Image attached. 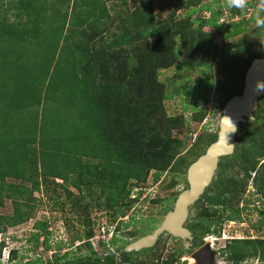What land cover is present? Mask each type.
Returning <instances> with one entry per match:
<instances>
[{
    "label": "trees",
    "instance_id": "obj_1",
    "mask_svg": "<svg viewBox=\"0 0 264 264\" xmlns=\"http://www.w3.org/2000/svg\"><path fill=\"white\" fill-rule=\"evenodd\" d=\"M156 1L161 0H0V65L14 79L13 91L0 99V208L6 200L11 208L10 213L0 212V233L32 217L40 203L33 193L42 190L52 200V210L67 209L87 227L83 236L76 233L70 240H82L85 254L69 257L63 252L52 264H140L132 261L133 256L150 251L159 239L152 247L124 251L115 246V227L108 243L119 259L103 252L107 246L100 238L97 245L104 254L99 255L89 242L90 211L109 212L107 220L112 223L138 198L131 196V187L144 182L149 170L157 181L174 157L198 146L205 135L202 150L182 162L185 172L215 140L217 128L209 130L204 124L195 133L192 129L186 141L173 133L190 120L194 125L203 121L208 94L189 120L182 113L168 114L164 102L173 92L165 93L152 80L159 68L174 65L179 74L185 68L214 66L217 73L237 58V68L226 82L218 75L206 79L204 92L212 90L221 114L223 104L241 92L251 60L264 56V46L252 48L254 43L245 38L248 28L243 19L231 20L221 29L217 11L202 0H175L172 9L158 16ZM206 10L209 15H202ZM232 12L240 14L236 8ZM258 32L259 38L264 27ZM216 34L221 45L213 43ZM151 108L156 118L150 123L138 118ZM252 115L240 122L233 153L219 159L216 178L190 206L184 224L192 236L189 249L201 245L207 235L219 236L223 221L241 220L248 183L264 205V95ZM149 220L138 233L154 228ZM32 227L35 232L27 241L49 249L48 222L36 220ZM4 246L0 240V256ZM189 249L180 246L163 263L178 261ZM15 254L9 250L8 260ZM219 256L228 264L249 258L264 263V236L231 238ZM23 264L42 261L34 258Z\"/></svg>",
    "mask_w": 264,
    "mask_h": 264
},
{
    "label": "rangeland",
    "instance_id": "obj_2",
    "mask_svg": "<svg viewBox=\"0 0 264 264\" xmlns=\"http://www.w3.org/2000/svg\"><path fill=\"white\" fill-rule=\"evenodd\" d=\"M200 2L208 3V5L214 11H217V22L221 24V29H223L225 25L231 20L243 19L246 21V27L248 30L245 33V38L250 41V44L254 43L252 48H263L264 42L262 41H264V34L260 35L258 38L257 35L260 33L258 32V27L255 25L258 0H246V6L244 8L238 9L240 14L232 12L233 8L228 7V0H202ZM174 3L175 0L156 1L154 3L155 13L158 16H164L170 9H172ZM201 14L208 16L209 11H203ZM199 15L200 14L198 13L194 14V16ZM261 15H264V13H261ZM251 29L254 31L252 32ZM204 30L212 29L209 27H204ZM235 39L237 40L238 36H236ZM235 39L230 41L233 42ZM258 39L262 41H258ZM213 43L218 45L222 44L219 35H214ZM237 60V58H232L223 67V69L218 70L217 73L214 66H211L212 68H210V70L206 69L205 67L193 69L185 68L181 69L179 74L177 73L174 65L168 68L161 67L158 69L155 78L152 80H154L155 84L162 85L165 93L173 92V97L166 99L164 102L168 114L182 113L185 118L189 120L191 112L198 108L202 103L203 95L206 93L208 94V101L206 104H203V107L207 111L203 121L197 125H194L191 120L188 121L186 126H183L182 128L180 127L173 131L177 137L183 140L185 139V141L188 140V135L189 133H192V129H194L193 133H195L200 129L202 124H204L205 128L209 130L217 128L220 113L213 100L212 90L204 92L207 85L206 79L210 80V77L214 79V77L216 78L218 75L221 77V82H226L227 79L233 76V67L237 68ZM212 69H214L215 72ZM150 70L151 68L146 71ZM11 74L12 72H10V70L7 68L3 69V65H0V99L4 97L6 91L10 93L13 91L14 79L10 77ZM176 92L178 93L176 94ZM225 94L224 97L227 96V93ZM236 94H240V92ZM4 100H6V98ZM1 102L2 101H0V105ZM151 109L147 112H144V115L142 116L140 114L137 115L138 118L144 117L149 120L147 122L150 123L154 118H156L154 109ZM151 114H153V116H151ZM144 118L141 119L145 121ZM239 124L237 130L239 128ZM204 136L205 135L199 139L198 146L193 145V149H190L189 147V150L179 153V157H174L167 168L159 175L157 181H153V170H149L144 182L140 183L139 185H133L131 187L130 193L133 197L138 198L132 203L130 208L125 212L124 216L116 218L112 223H108L107 218L109 216V212L105 213L104 211H98L96 209H92L90 211L89 218L91 222L93 221L91 227L93 233L89 238V242L91 243L92 249L97 254L101 255L103 252H110L112 254L116 252L115 247L108 243L111 236V231L114 230L115 227L117 228L115 234L118 240L115 246L121 249L129 242L142 236L140 233H138V228L145 226L147 222L146 219H150L149 224L154 225V227L161 221L165 212L171 209L173 206L174 201H171V197L175 193H179L182 189L186 188V170L183 172L182 162H185L186 160V162H189L188 160H192L194 158L196 154L195 151L202 150L206 143ZM199 146L200 150L198 149ZM185 148L186 147L184 146L183 150H185ZM216 171L207 187L210 186L212 181L216 178ZM48 194L50 195L51 193L49 192ZM33 195L40 199V203L35 206L32 217L26 222L16 226L8 227L3 233H0V240H3V243L5 244V246L1 249L0 264H17L20 257L22 258L18 264H23V262H26V260L34 258H40L42 264H52L54 258L63 252H69V257L85 254L87 246L85 243H81L82 240L70 243L73 234L79 233L81 236H83V233L87 230L85 225H79L78 222L80 221L75 219H80V217H77L76 214L70 213V211L67 209L63 213L58 209L52 210V200L45 196L42 190L39 192H34ZM62 198L63 195H61L59 199L62 200ZM244 198L248 201V204L242 211L241 220L223 221L220 226L219 236L210 234L203 238L204 241L208 240L211 249L214 251L215 264H228L225 260H223L222 257L219 256V251L227 240L231 238H253L256 236H264V212L262 211V215H259V210L264 208V205L260 204V197L254 192V189L250 183H248V186L246 187ZM242 203L243 202H240L239 206H241ZM192 204L193 202L190 204V206ZM10 211V203L8 200H6L4 206L0 208V212L10 213ZM42 219L48 222V229L50 231L49 242L51 247L47 250L44 249L43 245L40 243L37 244L36 247H33V243L31 241H27L30 234L35 232V229L32 227L33 222ZM119 219L121 221H118ZM119 222L122 223L120 224ZM66 223L69 224V230H66ZM125 224L127 225L125 226ZM103 231L105 232L103 233ZM151 231L152 229L145 230L144 234H147ZM97 238L103 239V241L106 243L107 251H103L102 248L97 245ZM158 239L159 242L156 244ZM157 240L153 244L156 245L150 251L134 255L132 261L140 262V264H164L163 261L165 259L168 260L171 253L182 246L180 239L172 237L166 233L160 234ZM57 243H60L59 251L54 249ZM11 249L15 250L16 254L13 260L9 261L8 252ZM192 250L193 249L190 248L189 251L182 252L178 261L168 264H180L183 261L185 264H194L193 259L189 258ZM114 257L115 261L116 259H119V253H115ZM242 264L264 263L255 258H249Z\"/></svg>",
    "mask_w": 264,
    "mask_h": 264
},
{
    "label": "water",
    "instance_id": "obj_3",
    "mask_svg": "<svg viewBox=\"0 0 264 264\" xmlns=\"http://www.w3.org/2000/svg\"><path fill=\"white\" fill-rule=\"evenodd\" d=\"M264 94V56L254 58L244 72L240 94L231 96L222 106L218 121L216 138L208 144L205 151L192 161L185 172L187 187L174 199L173 206L163 215L161 221L151 232L144 234L123 247L124 251H137L151 247L162 233L181 240L189 249L191 232L184 225L189 206L197 200L210 183L222 156L234 150L235 134L240 122L253 118L258 99ZM190 257L194 264H215L214 251L208 241L192 248Z\"/></svg>",
    "mask_w": 264,
    "mask_h": 264
},
{
    "label": "clouds",
    "instance_id": "obj_4",
    "mask_svg": "<svg viewBox=\"0 0 264 264\" xmlns=\"http://www.w3.org/2000/svg\"><path fill=\"white\" fill-rule=\"evenodd\" d=\"M246 6V0H228V7L229 8H244ZM264 0H258L257 4V17L255 19V25L257 27H264Z\"/></svg>",
    "mask_w": 264,
    "mask_h": 264
},
{
    "label": "built area",
    "instance_id": "obj_5",
    "mask_svg": "<svg viewBox=\"0 0 264 264\" xmlns=\"http://www.w3.org/2000/svg\"><path fill=\"white\" fill-rule=\"evenodd\" d=\"M132 196V195H131ZM103 233H104V231H103ZM97 239H99V238H97ZM102 239V238H101ZM96 242H97V240H96Z\"/></svg>",
    "mask_w": 264,
    "mask_h": 264
},
{
    "label": "bare ground",
    "instance_id": "obj_6",
    "mask_svg": "<svg viewBox=\"0 0 264 264\" xmlns=\"http://www.w3.org/2000/svg\"><path fill=\"white\" fill-rule=\"evenodd\" d=\"M208 241V240H207ZM189 258L191 259V257L189 256ZM193 259V258H192Z\"/></svg>",
    "mask_w": 264,
    "mask_h": 264
},
{
    "label": "flooded vegetation",
    "instance_id": "obj_7",
    "mask_svg": "<svg viewBox=\"0 0 264 264\" xmlns=\"http://www.w3.org/2000/svg\"><path fill=\"white\" fill-rule=\"evenodd\" d=\"M119 220H120V219H119ZM119 220H118V221H119ZM121 223H122V222H121ZM121 223H120V224H121Z\"/></svg>",
    "mask_w": 264,
    "mask_h": 264
}]
</instances>
